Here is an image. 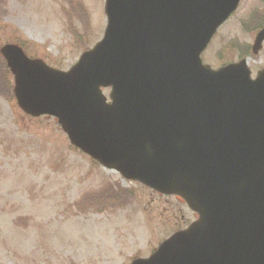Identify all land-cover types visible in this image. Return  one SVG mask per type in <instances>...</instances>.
<instances>
[{"label":"water","instance_id":"95a60500","mask_svg":"<svg viewBox=\"0 0 264 264\" xmlns=\"http://www.w3.org/2000/svg\"><path fill=\"white\" fill-rule=\"evenodd\" d=\"M238 2L106 0L102 40L68 71L0 48L26 113L57 117L104 167L198 214L131 264H264V69L200 58Z\"/></svg>","mask_w":264,"mask_h":264},{"label":"rangeland","instance_id":"374dc122","mask_svg":"<svg viewBox=\"0 0 264 264\" xmlns=\"http://www.w3.org/2000/svg\"><path fill=\"white\" fill-rule=\"evenodd\" d=\"M104 1L0 0V46L16 41L31 58L67 70L102 37ZM254 8L262 12L256 22L264 21V0H243L203 52V62L216 67L238 60V49L217 53L230 41L251 42L254 31H242L240 23ZM253 57L254 76L264 63V43ZM12 90L13 76L0 56V264H129L197 218L181 197L94 163L71 145L55 117L26 114ZM116 183L127 189L115 197L124 206L107 209L91 197L80 205L98 190L104 193L100 202L115 203L105 191Z\"/></svg>","mask_w":264,"mask_h":264},{"label":"trees","instance_id":"16d2710c","mask_svg":"<svg viewBox=\"0 0 264 264\" xmlns=\"http://www.w3.org/2000/svg\"><path fill=\"white\" fill-rule=\"evenodd\" d=\"M1 1H5V0H1ZM76 37H79L76 35ZM5 64V63H4ZM4 96H6L5 98L9 97V90L8 88L5 86L4 88ZM127 189L122 188L119 184H116V186L113 185H108L107 186V190L105 191V194H112V198L114 199V201H116L115 203H113V201L111 200V198H108L107 200H105L104 204L102 202H100V200H102V196H103V190L100 192V190H98L96 193L93 194H87L85 197L82 198V201L80 203V205L85 206V204L89 201L87 198L90 199V197L92 199H95L98 201V205L100 207H104L108 209V206L111 205L113 206H124L125 203L120 201L119 199H116L115 197L119 196L121 193H124ZM114 196V197H113ZM99 197V198H97ZM131 197L133 198V194L131 192ZM106 204V205H105Z\"/></svg>","mask_w":264,"mask_h":264},{"label":"flooded vegetation","instance_id":"af4514ba","mask_svg":"<svg viewBox=\"0 0 264 264\" xmlns=\"http://www.w3.org/2000/svg\"><path fill=\"white\" fill-rule=\"evenodd\" d=\"M256 8H254V9H252L251 11H250V13L246 16L247 18H245V21H244V24L245 25H248L251 21H250V19H249V17L253 14V11L255 10ZM264 25V23H262L260 26H255V23H251V26H252V31H254V36L253 37H255V35H256V33L259 31V29L262 27ZM237 43V42H236ZM236 43H231V44H229L227 47H226V49H232V50H234V49H238V51H239V57H241V58H243L242 57V55L244 56V57H246V58H248V61H249V65L251 66L252 64V62H253V55H252V47H251V42H246V43H244V44H241V45H239V46H237L236 45ZM225 49V50H226ZM260 51H262V49L260 50ZM239 59V58H238ZM262 64H264V63H262ZM253 68H251V70H252Z\"/></svg>","mask_w":264,"mask_h":264}]
</instances>
